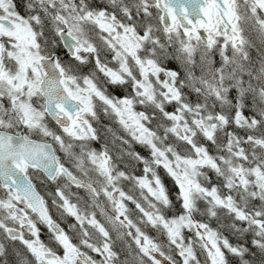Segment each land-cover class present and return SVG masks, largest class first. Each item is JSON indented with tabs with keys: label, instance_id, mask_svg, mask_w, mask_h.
<instances>
[{
	"label": "snow or ice",
	"instance_id": "6c2138e0",
	"mask_svg": "<svg viewBox=\"0 0 264 264\" xmlns=\"http://www.w3.org/2000/svg\"><path fill=\"white\" fill-rule=\"evenodd\" d=\"M0 264H264V0H0Z\"/></svg>",
	"mask_w": 264,
	"mask_h": 264
}]
</instances>
